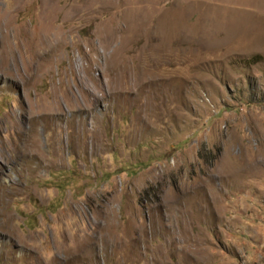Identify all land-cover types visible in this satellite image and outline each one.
<instances>
[{
  "label": "rangeland",
  "instance_id": "rangeland-1",
  "mask_svg": "<svg viewBox=\"0 0 264 264\" xmlns=\"http://www.w3.org/2000/svg\"><path fill=\"white\" fill-rule=\"evenodd\" d=\"M0 264H264V0H0Z\"/></svg>",
  "mask_w": 264,
  "mask_h": 264
},
{
  "label": "bare ground",
  "instance_id": "bare-ground-1",
  "mask_svg": "<svg viewBox=\"0 0 264 264\" xmlns=\"http://www.w3.org/2000/svg\"><path fill=\"white\" fill-rule=\"evenodd\" d=\"M59 248V250H61L62 252L64 251V252H68V253H72V251H74V250H72L71 248H69V247H64V246H62L61 244H60V246L58 247ZM56 253H58L57 252V248H56ZM74 253H75V251H74ZM73 253V254H74Z\"/></svg>",
  "mask_w": 264,
  "mask_h": 264
},
{
  "label": "trees",
  "instance_id": "trees-1",
  "mask_svg": "<svg viewBox=\"0 0 264 264\" xmlns=\"http://www.w3.org/2000/svg\"><path fill=\"white\" fill-rule=\"evenodd\" d=\"M146 192V191H145Z\"/></svg>",
  "mask_w": 264,
  "mask_h": 264
}]
</instances>
